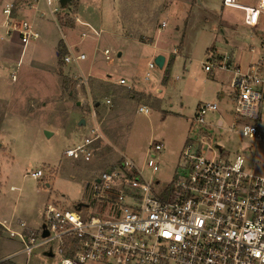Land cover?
<instances>
[{"label": "rangeland", "instance_id": "rangeland-1", "mask_svg": "<svg viewBox=\"0 0 264 264\" xmlns=\"http://www.w3.org/2000/svg\"><path fill=\"white\" fill-rule=\"evenodd\" d=\"M6 2L0 0V20ZM18 4L24 15L14 18L30 23L39 37L23 49L13 43L10 59L0 56V221L16 231L21 230L19 221L31 230L40 228L47 204L71 210L88 202L91 189L86 183L123 156L143 167L146 179L158 181L156 191L170 190L182 163L180 153L198 133L193 121L197 106L216 103L224 125L231 120V75L218 68L204 71L203 61L210 51L226 54L245 71L260 54V33L243 24L242 11L222 6V0H72L70 12L62 13L54 0L56 15L45 0ZM36 6L41 7L36 11ZM75 16L101 30L100 36L80 38L85 27L74 23ZM6 37L0 28V45L7 43ZM60 41L62 57L75 51L85 59L64 64L56 56ZM159 54L165 57L163 68L148 70L147 63ZM141 105L147 114L137 111ZM262 105V140L255 145L224 128L207 132L212 148L221 145V158H232L238 148L247 147L251 153H243L246 166L264 175V99ZM92 109L103 139L91 161L76 162L63 153L84 141ZM80 119L86 124L78 125ZM151 142L162 147L156 152L155 173L143 165ZM38 168L44 173L41 179L26 174ZM90 207L94 215L97 210ZM50 247L52 256H47ZM30 256V264L61 262L53 244L34 248Z\"/></svg>", "mask_w": 264, "mask_h": 264}, {"label": "built area", "instance_id": "built-area-1", "mask_svg": "<svg viewBox=\"0 0 264 264\" xmlns=\"http://www.w3.org/2000/svg\"><path fill=\"white\" fill-rule=\"evenodd\" d=\"M52 1L45 0L50 13L56 15L58 7L52 8ZM222 6L242 11L243 24L260 33V54L245 71L226 54L210 51L203 61L204 71L218 68L231 75L230 123L224 125L216 103L197 106L193 121L199 127L198 133L182 149V163L168 191H156L158 181L146 179L143 167L123 156L118 164L90 178L85 185L90 186V200L81 202L79 209L76 204L71 210L47 204L37 230L27 229L22 221L18 222L20 231L3 223L8 237L22 243L23 252L29 255L36 247L53 244L61 257L60 264H264V175L256 173L252 165L246 166L243 153H251L247 147L238 148L232 158H221V145L212 148L207 132L224 128L254 145L262 140L264 0H222ZM13 7V3L1 7L2 25L6 35H16L25 46L39 36L30 23L12 17ZM74 23L85 27L80 38L90 34L98 38L101 34L77 16ZM251 51L255 52L253 48ZM103 54L108 60L109 50H103ZM84 59L83 53L75 51L62 57L64 64ZM154 67L153 61L147 63L148 70ZM148 77L146 72L145 79ZM118 82L125 83L123 79ZM137 111L149 112L144 105ZM210 114L217 117L209 120ZM90 117L92 123L84 141L63 153L73 161H91L95 145L103 139L93 109ZM161 148L160 143L151 142L146 151L143 165L151 173L158 170L156 152ZM26 174L33 179L44 175L40 168ZM90 205L97 210L94 215L90 214ZM43 229L46 236H42Z\"/></svg>", "mask_w": 264, "mask_h": 264}, {"label": "crops", "instance_id": "crops-1", "mask_svg": "<svg viewBox=\"0 0 264 264\" xmlns=\"http://www.w3.org/2000/svg\"><path fill=\"white\" fill-rule=\"evenodd\" d=\"M9 1L10 2H6V3H13V5H14V7L12 9L13 10V12H12L13 18L14 17L17 18L18 15H20V14L24 15V9H22V6H21L22 4L21 5L18 4L19 0H9ZM186 1H189V0H185V4H186ZM40 7L41 6H36L35 7L36 9H34V10L37 11V8H40ZM3 20H4V16L0 20V28L4 29V34H5V28L2 25ZM6 36H7L6 37L7 43L4 42V44H2L3 43L2 42L0 45V56L5 58L4 60L10 59L12 57L11 46L13 45V43L20 44L16 35H10V36L6 35ZM0 41H2V40H0ZM23 47L24 46H22V49H23ZM57 49H58V47H57ZM118 53H120V56H121V52H118ZM118 53H117V56H118ZM56 56H57V50H56ZM120 56H118V57H120ZM170 64H172V63H170ZM11 75H14V77H15V73H13ZM107 90L109 91V89H107ZM107 90H105V91H107ZM217 97L219 98V95ZM96 103H97V105L95 104V106L98 107L99 103L98 102H96ZM212 115H213V117L210 118L209 120H213L217 117V114H212ZM85 124H86V122L84 123V125ZM3 223L6 226L10 227V229H14L11 226V223L5 222L4 220L0 221V264H30V262H31L30 254L31 253L28 255L27 253L22 251V243L18 239H10L7 236V233L5 232V230L1 226ZM27 229L31 230L30 228H27Z\"/></svg>", "mask_w": 264, "mask_h": 264}, {"label": "water", "instance_id": "water-1", "mask_svg": "<svg viewBox=\"0 0 264 264\" xmlns=\"http://www.w3.org/2000/svg\"><path fill=\"white\" fill-rule=\"evenodd\" d=\"M57 1H58V4L60 5V7L67 8L71 5L72 0H57ZM118 56H120V53H118ZM153 62L158 69H162L164 62H165V57L163 55L159 54V55L155 56ZM96 105H97V103H96ZM84 123H85V121L83 119H80V121L78 122V125L82 126V125H84ZM46 135L49 136L50 133L46 132ZM81 205H83L81 202L77 203L76 208L79 209V207ZM42 228H43V225H42ZM46 235H47V231L45 229H43L42 236H46ZM44 254L47 256H52V252L50 249H49V251L45 252Z\"/></svg>", "mask_w": 264, "mask_h": 264}, {"label": "trees", "instance_id": "trees-1", "mask_svg": "<svg viewBox=\"0 0 264 264\" xmlns=\"http://www.w3.org/2000/svg\"><path fill=\"white\" fill-rule=\"evenodd\" d=\"M64 9V11H66V12H70V10H71V6H69V7H67V8H63ZM61 44V41L58 43V48H59V45ZM62 47H60L59 49H57V58H60V57H62L61 55H63L62 54V49H61ZM170 63H171V60H170V62H168V64H167V68H169V66H170ZM167 71H168V69H166V73H167ZM166 73L163 75V79L162 80H164L165 79V76H166ZM94 104H96V101L94 102Z\"/></svg>", "mask_w": 264, "mask_h": 264}]
</instances>
